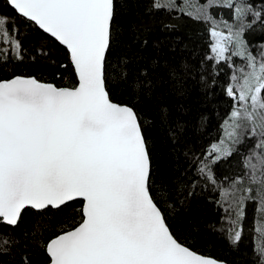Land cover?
Instances as JSON below:
<instances>
[{"label": "snow or ice", "instance_id": "1", "mask_svg": "<svg viewBox=\"0 0 264 264\" xmlns=\"http://www.w3.org/2000/svg\"><path fill=\"white\" fill-rule=\"evenodd\" d=\"M6 3L66 48L78 85L59 88L24 76L0 80V223L15 227L25 209H62L81 200L79 225L46 243L49 264H219L183 246L170 231L152 195L151 156L138 113L111 98L106 63L114 0ZM153 4L210 24L208 59L231 70L226 95L233 105L221 136L193 163L234 214L229 238L238 244L246 201H258L264 212V44L254 52L246 38L255 25L264 26V7L251 0ZM213 7L230 10L231 21L218 18ZM8 24L0 16V40L21 58V44L13 38L17 29ZM235 155H243V175L218 179L213 166ZM258 252L264 256V246Z\"/></svg>", "mask_w": 264, "mask_h": 264}, {"label": "trees", "instance_id": "2", "mask_svg": "<svg viewBox=\"0 0 264 264\" xmlns=\"http://www.w3.org/2000/svg\"><path fill=\"white\" fill-rule=\"evenodd\" d=\"M251 3L264 7V0ZM211 12L231 21L228 9L213 7ZM0 16L8 17L9 30L16 27L13 38L21 44L17 58L12 45L0 40V80L24 76L56 87L76 86L60 44L19 17L5 0H0ZM209 29L210 24L181 12L156 8L153 0H114L107 86L114 102L138 113L151 156L152 195L178 242L227 264H264L258 252L264 246V212L258 210V201H246L242 239L233 244L229 218L234 214L225 211L219 190L196 174L193 163V157L202 158L218 141L233 105L226 95L231 70L208 59ZM246 38L255 52L264 44V26L255 25ZM234 62L242 63L237 58ZM253 145L254 140L249 141L248 146ZM242 152L246 155L247 147ZM243 155L213 166L217 178L243 175ZM81 207L76 200L62 209H26L17 226L0 223V241H10L0 245V264H47L46 243L81 222Z\"/></svg>", "mask_w": 264, "mask_h": 264}, {"label": "water", "instance_id": "3", "mask_svg": "<svg viewBox=\"0 0 264 264\" xmlns=\"http://www.w3.org/2000/svg\"><path fill=\"white\" fill-rule=\"evenodd\" d=\"M5 2H6V0H5ZM9 7L11 8V6L9 5ZM17 14V13H16ZM18 15V14H17ZM37 28H38V26H36ZM39 29V28H38ZM41 30V29H40ZM42 31V30H41ZM43 32V31H42ZM44 33V32H43ZM46 34V33H45ZM46 35H48V34H46ZM49 36V35H48ZM49 37H51V36H49ZM52 39H54L53 37H51ZM55 40V39H54ZM56 41V40H55ZM58 44H59V42L58 41H56ZM65 50H66V48L63 46V45H61ZM66 52H67V50H66ZM67 54H68V57H69V62H70V64H71V61H70V56H69V53L67 52ZM72 66V65H71ZM72 68H73V66H72ZM73 70H74V68H73ZM74 73H75V71H74ZM75 76H76V74H75ZM13 78V77H12ZM11 79V78H10ZM76 80H77V84H76V86L78 85V78H77V76H76ZM55 86V85H54ZM59 88H65V87H59ZM81 201V200H80ZM82 202V201H81ZM82 208H83V202H82V207H81V215H82ZM30 209V208H29ZM26 210V209H25ZM32 210H34V209H32ZM34 211H37V210H34ZM5 225H7V224H5ZM79 225V224H78ZM77 225V226H78ZM8 226H11V225H8ZM11 227H13V226H11ZM61 234H63V233H61ZM60 234V235H61ZM55 238V237H54ZM54 238H52V239H54ZM184 246V245H183ZM45 251H46V249H45ZM47 254V253H46ZM196 254H198V253H196ZM198 255H200V254H198ZM48 256V255H47ZM201 256H203V255H201ZM203 257H205V258H210V259H213V258H211V257H207V256H203ZM49 258V261H48V263L47 264H49V262H50V257H48ZM215 260V259H214ZM216 261H218V260H216ZM219 262V264H227V263H225V262H222V261H218Z\"/></svg>", "mask_w": 264, "mask_h": 264}]
</instances>
